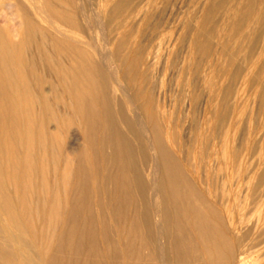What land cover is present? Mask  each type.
Listing matches in <instances>:
<instances>
[{
    "label": "rangeland",
    "instance_id": "obj_1",
    "mask_svg": "<svg viewBox=\"0 0 264 264\" xmlns=\"http://www.w3.org/2000/svg\"><path fill=\"white\" fill-rule=\"evenodd\" d=\"M48 1L51 4L45 5V0H21L29 4L27 8L43 26L33 31L35 36L31 31L20 29L25 50L15 48L9 65L2 67L0 64V77L6 81V88L9 89L10 84H20L17 100L21 108L16 112L10 108L9 112L18 117L12 142L21 163L29 162L31 167H24L27 171L24 174L22 166L16 179H6L3 191L18 215L28 253L42 260L48 258L47 246H57L61 237L67 238L69 226L77 220L76 235L80 236L81 246L84 245L79 249L82 253L80 264H85L84 261L94 264L87 255L92 238L101 254L103 252L102 256H107L103 263L114 264L117 257L122 258L121 252L125 254L132 243L135 245L139 241L133 231V221L143 225L149 221V237L144 243L147 246L140 252L141 262L153 264L154 260L163 264L165 254L169 264L195 263V255L181 262L177 256L169 254L171 237L169 233L163 236L158 233L159 224L156 223L159 219L153 211L155 207L160 212L168 210L172 218L166 217L165 225L176 227L173 224L178 215L172 201L175 184L168 170L169 161H175L199 193L209 200H220L224 218L235 227L238 245L244 244L239 246L244 256L238 264H263L264 183L256 195L253 191L257 175L262 174L261 180L264 179V77H261L264 76V59L260 60L264 56V30H259V18H264V0H258V6L255 4L253 11L257 18L245 16L238 9L246 0H239L235 8L228 4L234 0H225V3L223 0ZM8 2L0 0V28L8 30V34L4 30L6 38L16 42L19 36L11 31L15 15ZM65 13L68 19L63 18ZM52 64L55 68H51ZM21 65L23 71L19 68ZM129 65L135 67V81L127 74ZM111 75L124 82L114 84ZM95 77L97 85L93 88ZM125 82L131 94L138 93L140 99H136L140 106L143 100L139 93L146 94L144 98H149L157 107L161 119L158 131L154 128L152 133L146 129L145 132L137 126L131 100L122 93ZM49 87L54 109L48 112L45 92ZM80 94L94 106L98 105V100L106 102L99 109L102 121L95 122L96 136L92 140L87 136L89 128L86 130L84 126L91 111L80 102ZM76 128L80 129L78 142L72 132ZM31 131L35 138L29 146L26 134ZM146 133L155 145L154 135L161 138L164 154L160 151L157 159L145 143ZM124 142L133 146V152L122 145ZM1 153L5 156L4 150ZM3 165L2 172L11 175L13 168L5 160ZM122 168L133 179L136 168L145 170L149 178L127 183L119 174ZM91 171L95 179H90V187H96L100 195L88 191L89 196L85 194L83 203L78 200V194L82 193L78 188L83 182H78L87 178L86 174L91 175ZM85 183L89 186L87 181ZM145 184L148 191L142 195ZM101 192L106 199L99 205L96 197L100 198ZM123 194L136 196V205L123 203ZM77 200L81 202L79 206ZM50 210L57 211L58 216L52 217ZM5 213L0 206V230L2 219L8 218ZM91 227L94 236L90 233ZM107 230L108 238L103 236L104 231L108 234ZM64 244L67 248V241ZM72 247L67 251L73 252ZM241 253L238 252L237 257Z\"/></svg>",
    "mask_w": 264,
    "mask_h": 264
},
{
    "label": "bare ground",
    "instance_id": "obj_2",
    "mask_svg": "<svg viewBox=\"0 0 264 264\" xmlns=\"http://www.w3.org/2000/svg\"><path fill=\"white\" fill-rule=\"evenodd\" d=\"M32 1V0H31ZM35 1V0H34ZM42 1V0H41ZM45 5H49L51 4L50 1L45 0ZM225 3V0H223ZM239 0H234L230 4L229 7L230 8H235L238 7ZM258 0H246L243 6H240L238 9L241 11V13H243L245 16L248 15H252V16H256L254 14V7L255 4H257ZM9 6L14 10V12H12L15 16L14 18V22L11 31H13V33H15L16 36H19L18 41L16 42H12L11 40H8L6 38V33H5V29L0 28V64L2 65V67L9 65V61L11 59H13V51L15 50V48H23V38L20 36V29H24V30H28L31 31L33 33V31L37 28H41L40 25L35 17L32 15L33 12L29 11V4L25 5V2H21V0H9ZM49 3V4H48ZM82 3V2H81ZM129 3V2H127ZM223 5V4H222ZM226 5V4H225ZM8 6V7H9ZM258 6V4H257ZM9 7V8H10ZM28 7V8H27ZM48 7V6H47ZM81 7V6H80ZM134 7V6H133ZM223 7V6H222ZM58 8V6H57ZM225 8V7H224ZM31 10V7H30ZM41 10V9H40ZM44 10V8H43ZM60 10V9H59ZM94 10V9H93ZM137 10V9H136ZM220 10V9H219ZM260 10V9H259ZM46 11V10H45ZM48 11V9H47ZM46 11V12H47ZM62 11V10H61ZM221 11V10H220ZM44 12V11H43ZM45 12V13H46ZM132 12V11H131ZM52 13V12H51ZM49 12V15L51 14ZM53 14V13H52ZM55 14V13H54ZM59 14V13H58ZM97 14V13H96ZM240 14V13H239ZM4 15V14H3ZM62 15V14H61ZM66 15V13H65ZM88 15V14H87ZM5 16V15H4ZM40 16V15H39ZM262 16V15H261ZM13 17V16H12ZM69 15H66V17L63 16V18L68 19ZM6 18V17H5ZM19 18V20H18ZM52 18V17H51ZM230 18V17H229ZM243 18V17H242ZM257 18V16L255 17ZM3 19V17L1 18V20ZM8 19V18H7ZM13 19V18H12ZM259 30H264V18H259ZM5 20V19H4ZM3 20V21H4ZM235 20V19H234ZM253 20V19H252ZM58 21V20H57ZM55 21V22H57ZM71 21V20H70ZM209 21V20H208ZM5 22V21H4ZM247 22V21H246ZM54 23V22H53ZM52 23V24H53ZM207 23V22H206ZM236 24V23H235ZM57 25V24H56ZM59 25V23H58ZM255 25V24H254ZM54 26V24H53ZM65 27V26H64ZM216 27V26H215ZM244 28V24L242 26ZM241 27V28H242ZM59 28V27H58ZM213 28V26L211 27ZM251 28V27H250ZM256 28V27H255ZM56 29V28H55ZM5 30V31H4ZM58 30V29H57ZM8 31V30H7ZM6 31V32H7ZM27 31V33H29ZM89 31V30H88ZM216 31V30H215ZM218 31V30H217ZM222 31V30H221ZM42 32V31H41ZM45 32V31H44ZM47 33V32H46ZM238 33V32H237ZM8 34V32H7ZM18 34V35H17ZM34 34V33H33ZM215 34V33H214ZM236 33H234L235 35ZM67 35V34H66ZM24 36V35H23ZM35 36V34H34ZM33 36V37H34ZM217 36V35H216ZM222 36V33H221ZM240 36V34L238 35V37ZM43 37V36H42ZM224 37V36H223ZM242 37V36H241ZM79 38V37H78ZM198 38V36L196 37ZM244 38V37H243ZM237 39V38H236ZM242 39V38H241ZM228 40V39H227ZM249 40V39H248ZM244 41V40H243ZM29 42V40H28ZM192 42V41H191ZM202 42V41H201ZM207 42V41H206ZM247 42V41H246ZM54 43V42H53ZM200 43V42H199ZM238 43V40L237 42ZM253 43V42H252ZM193 44V43H192ZM209 44V43H208ZM211 44V43H210ZM209 44V45H210ZM58 45V44H57ZM27 46V45H26ZM59 46V45H58ZM237 46V45H236ZM255 46V45H254ZM257 46V45H256ZM209 47V46H208ZM211 47V46H210ZM209 47V48H210ZM66 49H69L68 47H65ZM73 48V47H72ZM99 48V47H98ZM238 48V47H237ZM243 48V47H242ZM245 48V47H244ZM24 49V48H23ZM23 49L21 50L23 52ZM25 50V49H24ZM81 50V49H79ZM57 51V50H56ZM86 51V50H85ZM210 51V50H209ZM213 51V50H212ZM208 52V51H207ZM11 53V54H10ZM83 53V52H82ZM239 54V53H238ZM245 54V53H243ZM6 56L5 58H2V56ZM17 56V55H16ZM77 57V56H76ZM106 57V56H105ZM232 58V57H231ZM258 58V57H257ZM264 59V56L261 57V61ZM131 60V59H130ZM142 60V59H141ZM51 62V60H50ZM260 62V61H259ZM91 63V62H89ZM240 63V62H239ZM250 63V62H249ZM257 63V60H256ZM13 64V62H12ZM23 64V63H21ZM254 65V64H252ZM138 66V65H137ZM227 66V65H226ZM262 66V65H260ZM5 67V68H6ZM23 65H21V67H19L20 69H22ZM55 68V65L52 64L51 68ZM107 67V66H106ZM259 67V66H258ZM76 68V67H75ZM81 68V67H80ZM19 69V70H20ZM140 70V69H139ZM260 70V69H259ZM21 71V70H20ZM23 71V69H22ZM76 71V70H75ZM90 71V70H89ZM109 71V70H108ZM111 71V70H110ZM77 72V71H76ZM79 72V71H78ZM128 75L130 74L131 79L133 81L136 80L137 74H136V70L135 67L132 65H129L128 67ZM23 73V72H22ZM21 73L22 77L23 74ZM70 73V72H69ZM117 73V72H115ZM20 74V73H19ZM252 74V73H251ZM25 75V74H24ZM113 76L115 82H113L114 84L119 83L120 81H123L120 78H115L114 75ZM117 76V75H116ZM125 76V75H124ZM254 76V75H253ZM119 77V76H118ZM262 78L264 76H261ZM3 78V77H2ZM0 77V206H2V208L4 210H6V215H7V219H2V223H1V230H0V264H80L79 262V256L82 255V253H79V249L84 246L80 244V236L78 237L77 234V228H78V221L76 220L75 223H73L72 225L69 226L68 228V233L69 234L67 236V238L65 237H61L58 240V244L57 246L51 245L49 244L47 246V251L45 254H47L48 258L45 257V259H41L40 256L39 258H36L32 253H28L26 247H27V243H26V239L23 236L24 231L22 229V225L20 223V221L17 219V214L14 211V207L11 204V200L10 198H8L9 196H7L5 194V192L3 191V187L5 186L6 183V179H14L15 177L18 176L19 171L21 169V167L23 166V169L25 167V169H27L29 166L31 167V165H29V162H24L25 164L23 165L21 163L20 160V156L17 153V149L16 147L13 145V140H15V130H17V123H18V117L10 112V108L13 112H16L18 109L21 108L19 102H18V97H19V85L17 84H10L9 89L6 88V81L3 80ZM64 79V78H63ZM90 79V78H89ZM87 79V80H89ZM96 77L95 80H93L91 85L89 83V85H91L93 88L95 85H97V81H96ZM251 79H253L251 77ZM23 80V79H22ZM140 80V79H139ZM256 80V78H255ZM254 80V83H255ZM27 81V79H26ZM76 81V80H75ZM92 81V80H91ZM128 81V80H127ZM142 81V80H141ZM146 81V80H145ZM258 81V80H257ZM90 82V81H89ZM99 82V80H98ZM124 82V81H123ZM23 84V83H21ZM44 85V84H43ZM99 85V83H98ZM102 85V84H101ZM116 85H114L116 87ZM122 85V84H120ZM257 85V84H256ZM22 86V85H21ZM24 86V85H23ZM22 86V88H23ZM100 86V85H99ZM123 86V85H122ZM263 86V85H262ZM124 88V95L126 98H129L131 100V105L133 107V111H134V115H135V120L137 122V126L139 125L140 128H142L145 132L146 130L150 133H152L155 130L160 128L161 125V119L159 116V113L157 112V107L155 105L152 104L151 100L148 98H144V96L146 95H142L141 93H139L140 97L143 100V103L141 102V106L140 103L137 101L136 97L138 95L137 94H131L129 92L130 87L128 86V84H126L123 86ZM52 88V87H51ZM121 88V87H120ZM97 89V88H96ZM95 89V90H96ZM122 89V88H121ZM122 89V90H123ZM27 91V90H26ZM51 89L49 87V89H47V91L45 92L46 99H45V108L46 110L52 111L54 109V106L51 105ZM53 91V90H52ZM255 91V90H254ZM261 91V90H260ZM143 92V91H142ZM25 93V91H24ZM28 93V91H27ZM129 93V94H127ZM255 93V92H254ZM144 94V92H143ZM52 95V94H51ZM87 95V94H86ZM92 95V94H91ZM150 95V94H149ZM148 95V96H149ZM30 96V95H29ZM89 96V95H88ZM147 96V97H148ZM32 97V96H31ZM98 97V96H97ZM256 97V96H255ZM33 98V97H32ZM139 98V97H137ZM240 98V97H239ZM29 100L31 98H28ZM91 99V98H90ZM100 99V98H99ZM140 99V98H139ZM32 101V100H31ZM35 101V100H34ZM96 101V100H94ZM28 100L25 102L26 103V108L28 110L29 108V104H28ZM80 102L83 103L84 106H87L89 108V111H91V114L89 115V119L87 120V123H84L85 129H87V127L89 128V132H88V137H90V139H95L96 136V132H94L93 128L95 127L94 124L95 122L98 120L100 121L101 118V113L99 111V109L101 108V106H104V102L99 101L98 100V105L94 106V103H88V101L86 100L85 96H83L82 94H80ZM231 102V101H230ZM34 104V103H33ZM101 104V105H100ZM116 104V103H115ZM100 105V107H99ZM143 106V107H142ZM221 106V105H220ZM85 108V107H84ZM220 108V107H219ZM224 108V107H223ZM224 110V109H223ZM29 111V110H28ZM45 111V110H44ZM225 111V110H224ZM52 114H54V111L51 112ZM133 113V112H132ZM219 113V112H218ZM212 114V113H211ZM220 114V113H219ZM20 116V115H19ZM222 116V115H221ZM49 117V116H48ZM44 118V117H43ZM112 119H114V117H112ZM217 119V118H216ZM122 120L125 121L124 117H122ZM97 121V122H98ZM102 121V120H101ZM221 121V120H220ZM106 122V121H105ZM131 122V121H130ZM135 122V121H134ZM128 123V121H127ZM226 125V124H225ZM74 126V125H73ZM56 127V126H54ZM163 127V126H161ZM225 127V126H224ZM58 128V127H57ZM70 128V127H69ZM74 128V127H73ZM236 128V127H235ZM32 129V128H31ZM146 129V130H145ZM96 130V128H95ZM80 129H74V136L76 139H79V132ZM158 131V130H157ZM209 131V130H208ZM15 132V133H13ZM87 132V131H86ZM143 132V131H141ZM212 133V131H210ZM85 133V132H84ZM225 134V133H224ZM3 135V136H2ZM152 135V134H151ZM154 135V134H153ZM55 136V135H54ZM127 136V135H126ZM208 136V135H207ZM216 136V135H215ZM226 136V135H225ZM146 137L147 140L145 141L146 144H148V149L151 151L150 153L153 154V156H156L155 158L157 159L158 156L160 155V151L161 153L164 154L163 149H161L160 147V142H161V138L158 139L156 138V136L154 135V138L157 140V146L153 143L152 140L148 139L147 133H146ZM152 137V136H151ZM34 138L35 136L33 135L32 131L31 133H27L26 134V139H27V143H29V146H32V142H34ZM203 138V137H202ZM221 138V137H220ZM121 139V137L119 138ZM74 140V139H73ZM84 140V139H83ZM82 140V141H83ZM94 141V140H93ZM120 141V140H119ZM238 142V141H237ZM70 143V142H69ZM122 143V142H121ZM159 143V144H158ZM222 143V142H221ZM78 144V143H77ZM84 144V142H83ZM92 144V143H91ZM162 144V143H161ZM206 144V143H205ZM241 144V143H240ZM124 145V147L126 146L131 152H133V146L131 144H125V142L122 144ZM163 145V144H162ZM161 145V146H162ZM246 145V144H244ZM4 148H3V147ZM79 146V145H77ZM83 146V145H82ZM147 145H145L146 148ZM206 146V145H205ZM224 146V145H223ZM242 146V145H241ZM158 147V148H157ZM240 147V146H239ZM30 149V148H29ZM60 149V148H59ZM72 149V148H71ZM77 149V148H76ZM105 149V148H104ZM109 149V148H108ZM147 149V150H148ZM220 149V148H219ZM243 149V147H242ZM2 150L5 151V156L2 155ZM73 150V149H72ZM78 150V149H77ZM145 150V151H147ZM224 150V149H223ZM69 152V151H68ZM220 152V151H219ZM59 153V152H58ZM72 153L71 151L68 153L70 154ZM119 153V152H118ZM149 153V152H148ZM207 153V152H206ZM245 153V152H244ZM108 154V153H107ZM168 154V153H167ZM216 154V153H215ZM224 154V153H223ZM58 155V154H57ZM208 155V154H207ZM234 154H232L233 156ZM70 156V155H69ZM73 156V155H72ZM114 156V155H113ZM4 157V159H3ZM92 158V157H91ZM91 158H87V159H91ZM127 158V157H126ZM165 158V157H164ZM235 159V158H234ZM237 159V158H236ZM3 160V161H2ZM4 160L7 162V164L9 165V167L13 168V173L11 175H7V172L5 173L2 172V166L4 163ZM75 160V159H74ZM134 160V159H133ZM209 160V159H208ZM238 160V159H237ZM89 161V160H88ZM156 161V160H155ZM154 161V162H155ZM203 161V160H202ZM231 161V160H230ZM3 162V163H2ZM69 162V161H68ZM67 162V163H68ZM90 162V161H89ZM88 162V163H89ZM217 162V161H216ZM169 177L172 179V181L175 184V191L173 193V197H172V201L175 204V213L178 215L176 218L175 215V221L176 223L173 225H176V227H171V221L169 222L171 224V226L168 225V227H166L164 221H168V219H166V217H171L167 211L168 210H163L161 212L159 211V208H154L152 207L153 211L155 210V215L158 216H154L155 218L158 217L159 219V227H158V233L160 235H165L166 233H169V237H171L170 240V245H169V254H171V256H177L181 262L184 259V261L187 262V257L188 256H197V261L193 264H238L239 259L244 256V253L240 250L239 246L244 245H238V241L239 239H237V234L235 235L234 228L235 227H231L229 224V221H226V218H224L223 214H222V208H221V203L220 200L215 199V200H209L205 195H203L202 193H199V191L196 189V187L188 180L187 175L184 174L182 172V170L179 168V166L177 165V163L174 161H169ZM224 163V162H223ZM240 163V162H239ZM219 164V162H218ZM222 164V163H221ZM242 164V163H241ZM47 165V164H46ZM91 165V163L89 164ZM240 165V164H239ZM238 165V166H239ZM82 167V164L80 165ZM79 167V166H78ZM125 168V166H124ZM122 168L121 173L122 174V178L124 179L125 182L130 183V182H142L143 180H145V178H147L145 176V170L142 169L139 170V168H136V172H135V177L134 179L131 178V175L125 171V169ZM24 169V174L27 172ZM83 169H85L84 165H83ZM87 169V168H86ZM91 169V168H89ZM208 169V168H207ZM8 171V169H6ZM30 170V169H29ZM48 170V169H47ZM93 170V168L91 169ZM209 170V169H208ZM246 170V168H245ZM88 171V170H87ZM90 171V170H89ZM94 171V170H93ZM244 171V170H243ZM64 172V171H63ZM77 172V170H76ZM85 174V170L83 171ZM235 172V171H234ZM241 172V170H240ZM246 172V171H245ZM262 172V171H261ZM78 173V172H77ZM36 174V173H35ZM64 174V173H63ZM72 174V173H71ZM82 174V173H81ZM242 174V173H240ZM264 174V173H263ZM87 178H83L82 181H80L78 183L83 182V184L81 185L80 189L78 188V190L82 191V195L79 193V201L84 200L85 198V194L88 191H92L91 193H95V195L99 194L100 192L97 193L96 187H94V189H92V187H90V183L91 180L95 179V175L94 173H92L91 171V175L86 174ZM134 175V173H133ZM149 175V173H148ZM206 175V174H205ZM250 175V174H249ZM114 176V175H113ZM238 176V174H237ZM251 176V175H250ZM45 177V176H44ZM60 177V176H59ZM58 177V178H59ZM90 177V178H89ZM117 177V176H115ZM121 177V176H120ZM156 177V176H155ZM168 177V178H169ZM207 177V176H206ZM65 178V176H64ZM135 178H137L140 181H136ZM149 178V177H148ZM169 178V179H170ZM263 178L262 174H258L256 177V180L254 182V186L255 189L253 191V193H255V195L257 194V192L260 191V187H262L263 183H264V179L261 180ZM16 179V178H15ZM91 179V180H90ZM121 179V178H120ZM122 179V181H123ZM207 179V178H206ZM204 180V179H203ZM13 181V180H11ZM89 184V186L86 185V182ZM121 181V180H120ZM168 181V180H167ZM14 182V181H13ZM125 182L124 185L126 184ZM170 182V180H169ZM168 182V183H169ZM65 183V182H64ZM147 184V182H146ZM145 184L144 188L142 187V195H146V191H148V187ZM158 184V183H157ZM156 184V185H157ZM64 185V184H63ZM65 185L67 186V184L65 183ZM120 185L122 186V184L120 183ZM132 185V184H131ZM65 186V188H66ZM76 186V185H75ZM127 187V185H125ZM124 186V190H126V187ZM133 186V185H132ZM219 186V185H218ZM72 187V186H71ZM74 187V185H73ZM130 187V186H129ZM147 187V188H146ZM168 187V186H167ZM170 187V186H169ZM225 187V186H224ZM68 188V187H67ZM76 188V187H75ZM91 188V189H90ZM123 188V186H122ZM22 189V188H21ZM131 189V187H130ZM151 189V188H150ZM219 189V188H218ZM66 190V189H65ZM75 190V189H73ZM77 190V189H76ZM77 190V193H78ZM123 190V189H122ZM122 190L120 192H122ZM241 190V189H240ZM94 191V192H93ZM229 191V190H228ZM248 191V190H247ZM89 192V193H90ZM129 192V190H128ZM157 192V191H156ZM97 193V194H96ZM124 193V192H123ZM130 193V192H129ZM218 193V192H217ZM102 194V192H101ZM157 194V193H156ZM221 194V193H220ZM21 195H23L21 193ZM74 195V194H73ZM76 195V192H75ZM77 195V196H78ZM81 195V196H80ZM89 196V194H86ZM98 195V196H99ZM120 195V194H119ZM124 195V194H123ZM141 195V196H142ZM160 195V194H159ZM252 195V194H251ZM76 196V197H77ZM228 196V195H227ZM226 196V197H227ZM90 197L91 194H90ZM171 197V196H170ZM222 197V195H221ZM87 198V197H86ZM136 196L133 195H124L123 196V203H125L128 206H132V205H136ZM154 198V197H153ZM251 198V197H250ZM77 199V198H76ZM75 199V200H76ZM88 199V198H87ZM91 199V198H90ZM104 199H106L103 194L102 196L96 197L97 203L100 205L102 203H104ZM77 200V201H78ZM234 200V199H233ZM248 200V199H247ZM250 200V199H249ZM53 201V200H52ZM78 201V206L79 204H81V202ZM92 201V200H91ZM57 202V201H56ZM76 202V201H75ZM85 202V201H84ZM83 202V203H84ZM152 202V201H151ZM154 202V201H153ZM259 202V201H258ZM82 203V204H83ZM155 203V202H154ZM54 204V201H53ZM156 204V203H155ZM154 204V205H155ZM160 204V203H159ZM253 204V203H252ZM153 205V206H154ZM243 205V204H242ZM257 205V203H256ZM50 206V205H49ZM56 206V205H55ZM58 206V205H57ZM56 206V208H57ZM62 206V205H61ZM84 206V205H83ZM70 207V206H69ZM81 207V206H80ZM241 207V206H240ZM52 208V207H51ZM251 208V207H250ZM16 210V209H15ZM82 210V208L80 209ZM85 210V208H84ZM243 210V208H242ZM258 210V209H257ZM51 212H53V216L52 217H57L58 216V212L56 211V213H54L55 211L50 210ZM99 211V210H98ZM106 211V210H104ZM152 211V214H153ZM62 212V211H61ZM60 212V213H61ZM101 212V211H100ZM149 212V211H147ZM59 213V214H60ZM84 213V212H83ZM146 213V212H145ZM157 213V214H156ZM257 213V212H256ZM94 214V213H92ZM120 214V213H119ZM118 211L116 215H119ZM102 216V212L100 214ZM149 215V213H148ZM62 216V214H61ZM80 215H77V218H79ZM105 216H107L105 214ZM133 216V215H132ZM134 217V216H133ZM70 218V217H69ZM108 218V217H107ZM128 218V217H127ZM132 218V217H131ZM135 218V217H134ZM138 218V217H137ZM154 218V219H155ZM172 218V217H171ZM120 219V218H119ZM61 220V219H60ZM104 220V217H103ZM148 220V219H147ZM127 222V221H126ZM132 222V221H131ZM130 222V223H131ZM134 222V230L135 231V236L136 238L139 239L137 244H131L130 248L127 250V252H125V254H122L123 252L120 253V255H122V258L117 257L114 261V264H143L144 262H141L142 257L140 256V252L142 251V248L147 246H144V243L147 242V238L149 237V235L147 234L149 232V221H145V224L143 225L140 224L138 221H133ZM105 223V222H104ZM103 223V224H104ZM168 223V222H167ZM133 224V223H132ZM58 225V224H57ZM131 225V224H130ZM191 225H193V227H190ZM25 226V225H24ZM23 226V227H24ZM103 226V225H102ZM233 226V225H232ZM131 227V226H130ZM85 228V227H84ZM132 229V228H131ZM80 231V229H78ZM125 230V229H124ZM55 231V230H54ZM71 231V232H70ZM93 228H90V233L92 236H94V231ZM103 231V229L101 230V232ZM96 232V231H95ZM105 232V231H104ZM103 232V236H107L106 238H108L110 236V233L108 232V230L104 233ZM132 232V230H131ZM88 234V233H87ZM105 234V235H104ZM120 235V234H119ZM128 235V234H127ZM26 236V235H25ZM129 236V235H128ZM131 236V235H130ZM160 237V236H159ZM71 238V239H70ZM79 238V239H78ZM130 238V237H129ZM166 238V237H165ZM164 238V239H165ZM64 239H66L67 241V245L68 247L70 246H74L73 248V252H68L67 249H69L68 247L66 248L65 244L66 241H64ZM101 239V238H100ZM146 239V240H145ZM52 240V239H51ZM82 240V239H81ZM129 240V239H128ZM133 240V239H132ZM166 240V239H165ZM245 240V238H244ZM95 241V240H94ZM93 241V238L91 239L90 242V252L88 250V256L90 257V259L93 260L94 264H104L103 261H106V257L107 256H102L100 249L97 247L96 242ZM164 241V240H163ZM246 241V240H245ZM100 243V242H99ZM48 244V243H47ZM146 244V243H145ZM148 244V243H147ZM167 244V243H166ZM124 245V244H123ZM54 246V247H53ZM149 246V244H148ZM165 246V244H164ZM71 248V250H72ZM243 248V247H242ZM165 249V248H164ZM70 250V249H69ZM163 250V249H162ZM195 250V251H193ZM50 251V252H49ZM124 251V250H123ZM148 251V250H146ZM166 251V250H165ZM145 252V251H144ZM150 252V251H148ZM238 252H242L241 255H238ZM166 253V252H165ZM152 254V253H150ZM197 254V255H196ZM86 255V256H87ZM162 255V254H161ZM44 256V255H43ZM46 256V255H45ZM145 256V255H144ZM170 256V255H169ZM184 257V258H183ZM186 257V258H185ZM86 258V257H84ZM141 258V259H140ZM146 258V257H145ZM163 264H169V258H167V255H163ZM193 258V257H192ZM191 258V259H192ZM201 258V259H200ZM111 259V258H110ZM113 259V258H112ZM172 259V258H171ZM177 259V258H176ZM190 259V260H191ZM264 259V258H263ZM147 260V259H146ZM189 260V259H188ZM201 260V261H200ZM152 261V259H151ZM158 261V260H157ZM241 261V260H240ZM243 261V258H242ZM85 264H87L86 261H84ZM179 263V262H178ZM185 263V262H183ZM181 263V264H183ZM190 263V262H189ZM145 264V263H144ZM151 264V263H150ZM153 264H157L156 262H154L153 260ZM172 264V263H171ZM188 264V262L186 263ZM192 264V262L190 263ZM264 264V263H263Z\"/></svg>",
    "mask_w": 264,
    "mask_h": 264
}]
</instances>
